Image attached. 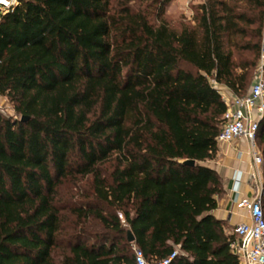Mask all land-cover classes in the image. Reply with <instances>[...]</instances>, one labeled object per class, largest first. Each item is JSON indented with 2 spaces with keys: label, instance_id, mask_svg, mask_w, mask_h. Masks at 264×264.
I'll list each match as a JSON object with an SVG mask.
<instances>
[{
  "label": "trees",
  "instance_id": "obj_1",
  "mask_svg": "<svg viewBox=\"0 0 264 264\" xmlns=\"http://www.w3.org/2000/svg\"><path fill=\"white\" fill-rule=\"evenodd\" d=\"M148 1L21 0L0 16V96L15 109L0 112V264H136L133 245L241 264L207 162L227 109L215 83L247 91L264 0H204L179 28L171 0ZM257 144L264 157V117Z\"/></svg>",
  "mask_w": 264,
  "mask_h": 264
},
{
  "label": "built area",
  "instance_id": "obj_2",
  "mask_svg": "<svg viewBox=\"0 0 264 264\" xmlns=\"http://www.w3.org/2000/svg\"><path fill=\"white\" fill-rule=\"evenodd\" d=\"M21 0H0V16L16 7ZM215 83V82H214ZM220 88L227 105L224 113L225 123L217 136L218 142H234L246 138L253 161L249 180L253 183L255 194L252 197H241L236 201L239 209H246L249 222H241L233 228L235 239L231 244L244 264H264V209H263V165L264 159L257 144L259 123L264 117V38L259 64L252 81L243 95L233 92L227 94L225 87ZM136 264H172L181 253L179 247L167 257L159 260H148L143 251L133 245Z\"/></svg>",
  "mask_w": 264,
  "mask_h": 264
},
{
  "label": "crops",
  "instance_id": "obj_3",
  "mask_svg": "<svg viewBox=\"0 0 264 264\" xmlns=\"http://www.w3.org/2000/svg\"><path fill=\"white\" fill-rule=\"evenodd\" d=\"M224 89L227 94H231L232 91ZM207 165L223 177L224 191L222 196L218 197V206L212 214L226 223L228 234L234 235L233 228L236 224L250 221L248 211L239 209L236 201L241 197H252L255 194L254 185L249 180L253 161L247 139L239 138L234 142H219L217 158L208 161ZM240 262L244 264L241 259Z\"/></svg>",
  "mask_w": 264,
  "mask_h": 264
},
{
  "label": "rangeland",
  "instance_id": "obj_4",
  "mask_svg": "<svg viewBox=\"0 0 264 264\" xmlns=\"http://www.w3.org/2000/svg\"><path fill=\"white\" fill-rule=\"evenodd\" d=\"M203 1L204 0H171L164 8L163 17L169 24L177 28H179L183 23H193L196 14V7ZM148 2V0H138V4L142 8H147ZM155 15L156 14H152V20H156ZM255 71L256 69L253 71L252 78ZM0 112L1 114L7 116L15 115L13 103L5 96H0Z\"/></svg>",
  "mask_w": 264,
  "mask_h": 264
},
{
  "label": "water",
  "instance_id": "obj_5",
  "mask_svg": "<svg viewBox=\"0 0 264 264\" xmlns=\"http://www.w3.org/2000/svg\"><path fill=\"white\" fill-rule=\"evenodd\" d=\"M188 163H190V164H194V160H191V161H189ZM128 241H129V242H132V243L135 241V237H134L132 231H129V232H128Z\"/></svg>",
  "mask_w": 264,
  "mask_h": 264
}]
</instances>
